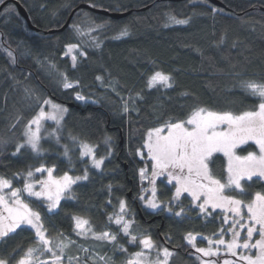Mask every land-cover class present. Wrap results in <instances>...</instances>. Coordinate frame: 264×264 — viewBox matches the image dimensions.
Returning a JSON list of instances; mask_svg holds the SVG:
<instances>
[{
    "label": "trees",
    "instance_id": "16d2710c",
    "mask_svg": "<svg viewBox=\"0 0 264 264\" xmlns=\"http://www.w3.org/2000/svg\"><path fill=\"white\" fill-rule=\"evenodd\" d=\"M16 1L37 30L29 27L14 3L1 8L0 176L12 180L13 187H21L23 180L14 179V174L41 164L55 165L57 176L66 171L73 177L80 176L87 167L88 179L72 186V195L62 198L58 210L49 213L41 209L42 222L53 241L60 239L58 233H63L76 243L94 242L73 231V215L88 219L97 232H118V226L109 224L108 217L119 211V200L123 199L129 211L125 219L134 218L136 222L134 235H150L158 248H169L174 253L169 264H199L200 255L184 239L186 233L217 237L213 233L224 228L230 234L226 230L231 221L229 226L224 225L217 210L209 209L211 215L207 216L200 213L186 193L172 202V212L166 208L145 210L139 194L142 185L150 184L148 180L140 181L139 169L147 167L150 177L151 162L147 155L141 159L136 152H145L142 145L149 129L162 126L170 118L173 122L186 119L194 107L234 114L255 110L259 98L243 88L241 82L264 83V0H217L223 6L210 0ZM80 4L109 13H128L112 18L78 7ZM213 8L217 9L215 13ZM169 12L179 19L190 18L189 23L166 27ZM71 13L64 30L50 32L62 27ZM74 24L82 32L86 30L87 35L79 36ZM97 24L104 27L96 29ZM125 27L128 35L120 36ZM90 28L94 29L90 35L98 38L99 47L93 46ZM84 39L87 44L81 48L87 58L78 57L73 69L72 61L64 55L65 48L68 44L81 45ZM155 71L170 74L172 87L158 85L149 89L147 79ZM63 72L70 80H79L80 87L64 90L59 75ZM97 76L102 77V82ZM75 92L88 97V101L75 100ZM44 99L55 100L68 109L61 122L60 145L74 148L71 164L62 155L63 148L47 137L41 140L46 151L39 155L29 148L13 155L16 143L23 140L25 125ZM125 101L129 105L127 113L122 111ZM70 134L97 146V157L105 156L101 168L92 167L87 158H79L78 146L71 145ZM106 138H111L107 144ZM237 151L255 152V146L248 143ZM209 168L214 177L226 180V161L221 154H213ZM155 187L160 201L167 202L175 192L166 177H157ZM243 187L244 195L225 194L247 202L254 192L264 193V181L259 178ZM31 202L42 207L35 200ZM180 208L184 214L177 217L174 213ZM117 243L127 252L112 244L98 250V254L110 258L109 264H122L140 250L138 244H129L122 234ZM35 246V232L22 226L0 239V258L11 254L10 264H15L29 247ZM74 254L70 248L65 251V257H75ZM45 258L48 256L41 257Z\"/></svg>",
    "mask_w": 264,
    "mask_h": 264
},
{
    "label": "snow or ice",
    "instance_id": "6c2138e0",
    "mask_svg": "<svg viewBox=\"0 0 264 264\" xmlns=\"http://www.w3.org/2000/svg\"><path fill=\"white\" fill-rule=\"evenodd\" d=\"M2 2L3 0H0V3ZM216 11V8L212 9L213 13ZM166 16V27L168 24H187L190 19H179L171 12ZM103 27L104 24L95 25L96 29ZM73 28L79 36L85 35L79 25L74 24ZM93 31L94 29H88L89 35ZM119 35H128L127 28L122 29ZM90 39L94 47H99V40L96 36L90 35ZM64 55H71L73 69L77 67L78 57L80 59L87 58V52L82 50L80 44H68ZM59 75L64 90H74L80 87L79 80H70L66 72ZM96 79L102 82V77L97 76ZM158 85L165 88L172 87L171 75L163 71H155L149 75L146 86L151 89ZM241 86L259 98L260 102L256 105L255 110L234 114L227 111H212L201 106L194 107L186 119H176L173 122L170 118L162 126L149 129L142 145V148L146 149V153L140 149H137L136 152L141 159L147 155L151 162L150 177L147 174V167L139 169L141 180L147 179L152 185L150 196H139L145 210L159 211L166 208L168 212H172V202L178 201L182 193H189L200 213L206 216L211 215L209 209H222L226 210V213L232 214L231 227L227 229L232 237L229 241L223 239L226 234L224 228H221L218 233H213V236L219 235V239L205 238L208 247L196 246L195 241L199 234L188 232L184 236L195 252L202 254L197 257L201 264H217V261L212 258L219 256L220 246H225V251L236 257L235 260L224 259L223 264H264V193L256 192L253 199L247 203L233 195L225 194L226 192H237L239 195H244L246 193L242 181H252L254 177L264 179V83L243 81ZM26 91L28 90L26 89ZM74 98L81 102H87L89 99L80 92H75ZM45 106H50L51 111L45 112ZM39 107L40 111L25 125L24 139L16 143L13 155L21 153L25 148H29L32 153L39 155L46 151L41 147V140L45 137L60 145V141L63 139L61 121L68 109L53 103L50 99H44ZM122 111L124 113L129 111L127 101L124 102ZM48 120L55 122L56 127L50 130L44 128V122ZM69 139L72 146H78L81 160L87 158L91 161L92 167L97 169L102 167L105 156L97 157L96 145L71 134ZM110 139L106 138L105 143L107 144ZM249 141H254L258 146V154L248 152L246 156L236 155L238 146L245 145ZM60 146L63 148L62 155L71 164L74 148L69 144ZM215 153H223L227 157L226 180L223 182L214 177L209 168V163ZM108 154H111L110 151ZM55 170V165L47 167L41 164L40 167L30 168L26 172L15 173L14 179L20 177L23 180V185L19 188L12 186V180L0 176V239L8 237L25 225L35 230L36 246L29 247L17 264H63L66 249L74 244L73 241L64 237L63 233H58L60 239L54 243L53 238L44 227L40 213L34 211L22 199L25 193L27 197L42 198L46 201L47 211L53 213L54 210L59 209L62 198L72 195L74 184L88 179L87 167L84 168L83 175L75 177L69 175L67 171L61 176H55ZM45 172L47 173L46 178L40 180L34 178L35 173L43 174ZM157 177H166L169 184L174 182L175 192L167 202L157 199L155 187ZM37 186L39 190H37ZM145 191L148 190L142 189V192ZM201 200L202 203H196ZM244 208L247 209L246 220ZM183 214V208L174 213L177 217H181ZM127 215H129L128 205L121 199L119 200V211L108 217L109 224L114 223L118 226V232L107 230L97 232L88 219L79 215L72 216L75 222L73 231L78 236L112 244L119 251L127 252L126 248L117 243L118 237L122 234L128 239L129 244L140 246V251L133 253L126 264H169L174 253L167 247L158 248L150 235H134L133 230L136 222L134 218L125 219ZM229 219L226 214L224 223L227 224ZM237 227L241 230L246 229L245 237H241V232L237 230ZM254 234L258 235L259 239L253 243ZM237 249L246 250L248 253L255 249L256 254L253 256L244 252L238 253ZM81 250L85 253L89 252L88 248ZM153 253H155L154 258ZM45 255L48 256V259H41ZM203 257L209 259H203ZM97 258L103 264H109L110 258L98 254L89 257L92 260ZM10 259L11 254L8 258H0V264H10ZM67 259L69 264H72L73 260L79 264V257L69 256Z\"/></svg>",
    "mask_w": 264,
    "mask_h": 264
},
{
    "label": "rangeland",
    "instance_id": "374dc122",
    "mask_svg": "<svg viewBox=\"0 0 264 264\" xmlns=\"http://www.w3.org/2000/svg\"><path fill=\"white\" fill-rule=\"evenodd\" d=\"M87 35V31L85 30V36ZM83 43L81 44V46L83 47L84 46V43H85V45L87 44V39L85 40H83L82 41ZM65 51H66V48H65ZM73 54H76V53H73ZM69 57V59L71 60V55H69L68 56ZM53 103H55V104H59V105H62V106H64V107H66L65 105H63V104H61V103H59V102H57V101H55V100H52V99H50ZM45 112H49V111H51V107L50 106H45ZM40 111V108H39V110L36 112V114L38 113ZM35 114V115H36ZM34 115V116H35ZM32 119V118H31ZM62 122V121H61ZM54 127H56V125H55V122H53V121H51V120H48V121H45L44 122V128H46V129H52V128H54ZM160 127V126H159ZM23 139H24V137H23ZM23 141V140H22ZM21 142V141H20ZM248 143H252L254 146H255V152L258 154V146L255 144V142L254 141H249ZM247 143V144H248ZM247 144H245V145H247ZM245 145H240V146H238V148L240 147H243V146H245ZM238 148L236 149V155H239V156H246L247 154H248V152L247 153H243V154H240L237 150H238ZM145 152H146V149H145ZM249 152H253V151H249ZM219 154H221L223 157H224V159H225V161H226V167H227V157H225L224 156V154L223 153H219ZM88 161L90 162V164H91V161L88 159ZM55 175V174H54ZM55 176H57V175H55ZM61 176V175H60ZM47 177V173L45 172V173H43V174H41L40 175V173H35L34 174V178L35 179H37V180H40V179H44V178H46ZM254 178H257V177H254ZM259 179H261V178H259ZM262 181H264V179H261ZM140 181L141 182H145V181H147V179H145V180H141V177H140ZM174 183V182H173ZM250 184H252V181H246V182H244V184H243V181H242V185L244 186V185H250ZM22 187V186H21ZM15 188H19V187H15ZM151 188H152V185H146V186H143L142 185V187H141V192H140V194H139V196L140 195H144V196H150L151 195ZM142 189H147L148 191H145V192H142ZM37 190H39V187L37 186ZM258 192V191H257ZM256 192H254V194H255ZM262 193V192H261ZM186 194H189V193H186ZM254 194H253V196H252V198L249 200V201H251L252 199H253V197H254ZM190 195V194H189ZM237 199H239L238 197H236ZM22 199H24L25 200V203H28L29 204V206L34 210V211H38L39 213H40V215H41V209H44V210H46L47 211V207H46V201L45 200H43L42 198H36V197H27V194L25 193L24 194V197H22ZM35 200L37 203H39L42 207L41 208H39L37 205H35L36 203H33V202H31V200ZM249 201H247V202H249ZM203 201L201 200V201H198V202H196V203H202ZM246 202V203H247ZM142 205H143V202H142ZM144 206V205H143ZM217 211H220L221 212V218H222V221L224 222V216L227 214L228 216H229V222L227 223V224H225L224 223V225H227V226H229L228 224L230 223V221H231V219H232V214L231 213H226V210H222V209H216ZM55 211V210H54ZM48 212V211H47ZM243 212H244V214H245V220L247 219V209L246 208H244L243 209ZM25 226H27V225H25ZM27 227H29V228H31L30 226H27ZM32 229V228H31ZM34 232H35V230L34 229H32ZM227 231V230H226ZM238 231H240L241 232V237H245L246 236V229H244V230H241V229H238ZM227 234V233H226ZM226 234L224 235V237H223V239L225 240V241H229V240H231V233L230 234H227L229 237L228 238H226L225 236H226ZM206 237H208V236H205V235H201V234H199V235H197V239H196V241H195V243H196V246L197 247H208V244H207V239H205ZM209 237H211V236H209ZM213 239H219L220 238V236L218 235L217 237H212ZM69 239V238H68ZM256 239H259V236L258 235H256V234H254V238H253V243L255 242V240ZM198 240H201V241H205V243H202V242H200V241H198ZM72 241V240H71ZM92 241H94V242H91V243H89V245H85V244H81V243H76L75 241H73L74 242V244H72L69 248L71 249V251H74V256L75 257H79V264H86V263H92V264H98V262H99V260H98V258L96 259V260H92V259H89V257H93V256H95L96 254H98V250H101V249H104L105 248V246H106V244L105 243H102V242H99V241H96V240H92ZM56 242V240L54 241V243ZM199 242V243H198ZM243 241L241 240V243H242ZM213 247H215V245H213ZM82 248H88L89 249V252L88 253H85L84 251H82L81 249ZM67 250V249H66ZM140 251V250H139ZM136 252H138V251H135V252H133V253H136ZM237 252L238 253H240V252H244L245 254H250V255H253V256H255V254H256V250L255 249H253L250 253H248L246 250H242V249H237ZM132 253V254H133ZM131 254V255H132ZM99 256H101L100 254H98ZM131 255H130V257L129 258H131ZM153 255V258H154V256H155V253H153L152 254ZM200 256L202 255V254H199ZM67 257H69V255H67L66 257H65V259H64V261H63V264H69V261H68V259H67ZM72 257V256H71ZM128 258V259H129ZM45 259H48V258H45ZM127 259V260H128ZM203 259H209L208 257H203ZM212 259H215L216 261H217V264H223V260L224 259H231V260H235L236 259V257H233V256H231L229 253H227L226 251H225V246H220V254H219V256L218 257H213ZM126 260V261H127ZM74 261V263L75 264H77V262L75 261V260H73ZM126 261L125 262H123L122 264H126ZM15 264H17V262L15 263ZM199 264H201V261H200V259H199Z\"/></svg>",
    "mask_w": 264,
    "mask_h": 264
},
{
    "label": "water",
    "instance_id": "95a60500",
    "mask_svg": "<svg viewBox=\"0 0 264 264\" xmlns=\"http://www.w3.org/2000/svg\"><path fill=\"white\" fill-rule=\"evenodd\" d=\"M210 1H211L212 3L218 5V6H223V5H222L219 1H217V0H210ZM8 2H12V3H14V5H15L16 8H17V11H18L19 14H20V15L26 20V22L28 23L29 27H30L31 29H35V30H37L35 27H33V26L31 25V23H30V21H29V18H28V15H27L25 9H24V8L22 7V5H20V3L17 2L16 0H6V1H4V2L0 5V10H1V8H2L6 3H8ZM78 7L85 8V9H88V10H91V11H94V12H97V13H101V14L109 15V16L112 17V18H119V17H122V16L127 15V13H128V12H126V13H109V12L104 11V10H98V9H95V8H93L92 6L88 5V4H80ZM78 7H77V8H78ZM77 8H75L74 10H76ZM74 10H73V12H74ZM71 16H72V13L70 14L69 18L66 20L65 24H64L60 29H58V30H50V32H53V31H61V30L65 29V28L68 26L69 22H70ZM69 105L72 106L71 103H70Z\"/></svg>",
    "mask_w": 264,
    "mask_h": 264
},
{
    "label": "bare ground",
    "instance_id": "6f19581e",
    "mask_svg": "<svg viewBox=\"0 0 264 264\" xmlns=\"http://www.w3.org/2000/svg\"><path fill=\"white\" fill-rule=\"evenodd\" d=\"M60 28H61V27H60ZM60 28H59V29H60ZM63 30H64V29H63ZM173 185H174V183H173ZM174 187H175V186H174ZM238 229H239V227H238Z\"/></svg>",
    "mask_w": 264,
    "mask_h": 264
}]
</instances>
